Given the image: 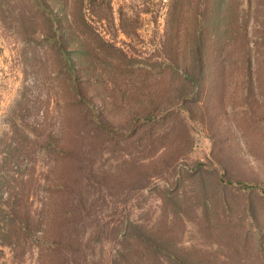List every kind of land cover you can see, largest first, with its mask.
I'll return each instance as SVG.
<instances>
[{
	"label": "rangeland",
	"instance_id": "1",
	"mask_svg": "<svg viewBox=\"0 0 264 264\" xmlns=\"http://www.w3.org/2000/svg\"><path fill=\"white\" fill-rule=\"evenodd\" d=\"M47 1L51 40L0 0V165L26 164L35 215L63 175L46 208L81 219L95 264L124 232L145 262L264 264V0ZM32 246L0 245V264H37Z\"/></svg>",
	"mask_w": 264,
	"mask_h": 264
},
{
	"label": "trees",
	"instance_id": "2",
	"mask_svg": "<svg viewBox=\"0 0 264 264\" xmlns=\"http://www.w3.org/2000/svg\"><path fill=\"white\" fill-rule=\"evenodd\" d=\"M5 1L9 6L11 4L14 6L13 11L8 16L9 20L20 21L21 23H23V20H26V24H22L21 26V28L28 27L22 30L24 35H27L31 39L35 38L37 35L47 40L53 38L54 32H57L56 29L58 28L60 20L57 14L52 11L47 0H28L32 2V7L30 9L20 6V3L24 0ZM77 2H81V0H70L71 5ZM37 11L42 12L43 26L35 29L29 28L28 25ZM69 15L70 13L65 9L63 18H68ZM33 35L35 36L32 37ZM76 49H78V46H76ZM66 69L68 71V76L73 78L76 69L69 59H67ZM75 79L76 77L72 79L74 84ZM75 86L77 88L79 87L76 84ZM74 90L77 94L76 89ZM63 151L64 149H61L59 154H64ZM65 154L70 155L69 160L73 162L74 153L70 154L66 152ZM21 161L12 162L8 160L3 161L0 165V185L6 184L10 187L6 193H3L0 186V245L9 247L13 254L17 251L23 254L27 251L26 249L30 248V245H33L32 247L36 249L37 264H95L93 258H90L92 254L85 252L86 247H88L84 240L85 233L87 232L77 228V223L80 222L81 219L70 214L68 210H63L64 204L62 203V198L58 199L53 210H48L46 208L49 198H52L51 195L57 191L65 192L66 194L71 192L72 189L61 180L63 175L58 178L54 177L52 180H47V184H44V188H42L45 192V196L42 200L43 213L36 216L28 202L29 192L24 190L20 185V183H25L26 187H29L31 185L30 182L32 180L35 181V179L31 176L29 170L26 171V164H22ZM56 165L48 168L45 174L46 177L48 172H51L52 168H55ZM72 165L73 170L80 168L76 162H73ZM25 174L27 176H25ZM14 180L19 183L18 186L16 183L12 182ZM236 183L241 189H258V184L256 183H247L238 180ZM87 186L88 188L91 187L92 182H88ZM36 187L38 188L39 184H36ZM61 196L63 195H59V197ZM76 204L79 207L81 206L80 201H76ZM99 232L101 231L99 230ZM138 234H141L139 235L141 242L145 241V238H148L143 235V232L141 233L139 231ZM120 237L122 239L119 245L121 248L113 255L114 260L110 259L111 264H165L157 258L155 262H145L142 259V253L144 252L143 246L134 244L129 247L126 232L120 235ZM32 241H34V243ZM135 247L137 252L134 255L133 250ZM130 256L136 257L137 261L133 262ZM126 258H128V260H126Z\"/></svg>",
	"mask_w": 264,
	"mask_h": 264
}]
</instances>
